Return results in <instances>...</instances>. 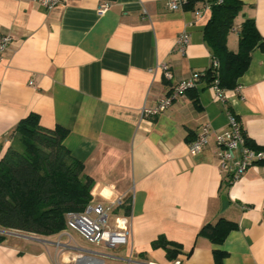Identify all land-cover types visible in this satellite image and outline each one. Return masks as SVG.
Masks as SVG:
<instances>
[{
    "label": "crops",
    "instance_id": "1",
    "mask_svg": "<svg viewBox=\"0 0 264 264\" xmlns=\"http://www.w3.org/2000/svg\"><path fill=\"white\" fill-rule=\"evenodd\" d=\"M103 1L108 8L99 14ZM168 1L63 0L47 10L33 0H0V34L12 37L0 62V157L30 113L43 127L67 129L64 145L93 180L90 204L107 212L111 229L128 221L132 232L129 244L106 251L79 246L68 228L49 236L10 229L0 264H76L86 250L104 254L105 264H127L129 256V264H264V164L228 182L213 137L196 154L188 150L202 125L226 129L229 113L246 140L264 146V48L255 47L223 100L201 79L160 113L142 117L143 106L212 60L203 37L208 2L173 10ZM242 1L235 28L254 18L264 38V0ZM236 32L227 39L234 51ZM182 33L189 36L184 52ZM127 197L129 215L114 204ZM220 218L237 224L223 243L198 235ZM161 235L180 244L174 259L154 246ZM216 249L226 252L220 263Z\"/></svg>",
    "mask_w": 264,
    "mask_h": 264
},
{
    "label": "trees",
    "instance_id": "2",
    "mask_svg": "<svg viewBox=\"0 0 264 264\" xmlns=\"http://www.w3.org/2000/svg\"><path fill=\"white\" fill-rule=\"evenodd\" d=\"M196 1L200 0H187L184 7L191 8ZM204 1L210 4V16L203 37L212 60L204 72L196 73L198 82L216 81L223 91L231 90L249 67L255 47L264 48V38L254 18H244L235 28L244 5L242 0ZM235 29L238 46L234 51L229 49L227 39ZM67 132L59 125L43 127L35 113L28 114L15 126L13 141L0 157V242L10 229L44 236L58 234L66 229L69 212L83 211L90 203L93 180L84 172L83 163L64 145ZM246 144L257 148L249 139ZM121 208L129 215V197L123 200ZM236 228V222L220 218L215 223L204 224L198 235L221 244ZM154 246L163 247L169 259L181 252L180 244L162 235L154 241ZM225 255L222 250H214L217 263Z\"/></svg>",
    "mask_w": 264,
    "mask_h": 264
},
{
    "label": "built area",
    "instance_id": "3",
    "mask_svg": "<svg viewBox=\"0 0 264 264\" xmlns=\"http://www.w3.org/2000/svg\"><path fill=\"white\" fill-rule=\"evenodd\" d=\"M43 8L49 10L60 5L63 0H33ZM187 0H169L168 7L170 9L180 8ZM108 8V2H101L98 8L99 14H102ZM205 9L210 10V4L207 3ZM10 34H0V62L4 58V53L11 43ZM189 41L187 33H182L177 44L179 51L184 52L185 46ZM217 65L216 61L214 62ZM165 71V76L170 77V72L165 64L161 65ZM198 83V76L194 74L190 79L182 80L171 88L166 97L160 99L153 107L143 106L141 116L156 115L168 107L173 99L183 94L186 90L193 88ZM216 96L223 100L224 91L215 81L211 84ZM228 127L223 130L211 129L209 124H204L200 132L189 143L188 150L190 154H196L201 151L209 142L210 138H214L215 155L218 159L219 168L227 176V181L232 182L239 179L245 171L252 165L264 164V146L257 148L250 147L246 144V137L243 129L238 122L236 116L229 113L227 116ZM132 197V196H131ZM115 206H122L123 199L114 202ZM131 205V201H130ZM66 229L71 228L80 233L88 241L94 244H102L107 248H116L129 244L132 235L129 222H125L124 226L119 230L111 229L108 225L107 212L100 205H91L90 203L80 212H69L66 218ZM57 244H59L57 242ZM132 250L130 251V255ZM105 255L100 252L88 251L84 252L76 259V264H105ZM131 261L130 256L127 264Z\"/></svg>",
    "mask_w": 264,
    "mask_h": 264
},
{
    "label": "rangeland",
    "instance_id": "4",
    "mask_svg": "<svg viewBox=\"0 0 264 264\" xmlns=\"http://www.w3.org/2000/svg\"><path fill=\"white\" fill-rule=\"evenodd\" d=\"M67 234L69 236H71L72 238H74L78 245L85 248V249H88V250H99L102 248V246L100 245H97V244H94L90 241H88L85 237H83L80 233H78L77 231H75L74 229H71V228H68L66 230ZM106 251L109 250V248L107 247H103Z\"/></svg>",
    "mask_w": 264,
    "mask_h": 264
}]
</instances>
